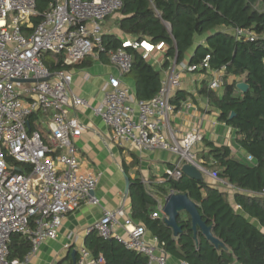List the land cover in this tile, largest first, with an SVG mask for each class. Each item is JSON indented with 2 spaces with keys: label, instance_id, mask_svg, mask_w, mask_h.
<instances>
[{
  "label": "built area",
  "instance_id": "built-area-1",
  "mask_svg": "<svg viewBox=\"0 0 264 264\" xmlns=\"http://www.w3.org/2000/svg\"><path fill=\"white\" fill-rule=\"evenodd\" d=\"M123 0H53L41 22L31 23L38 14L37 0H0V264H11L9 245L13 234L28 238L30 250L22 262L27 264L46 240H56L66 215L83 203L99 205L95 195L100 174L81 168L75 141L82 135L83 125L68 113L69 107L90 106L88 100L71 95L73 74L69 70L51 71L45 54L63 56L66 65H74L88 56L98 57L104 51V23L122 8ZM31 28L27 34L24 27ZM238 37L254 38L253 31L237 28ZM131 47L149 59L162 51L164 43H141L126 39L123 47L110 52V61L121 75L132 67ZM210 56L198 65L174 61L164 71L158 93L148 99L134 98L121 77L111 76L104 88V97L94 111L110 128L114 141L123 146L133 144L148 151L166 150L178 156L166 170L165 178L179 179L185 164L195 166L220 186L233 193L236 188L221 179L216 171L204 167L197 145L203 140L200 128L175 137L171 116L173 103L181 87L184 73L211 71L209 87L213 91L225 85V68L214 70ZM35 79V82L19 80ZM48 119L45 139L40 130L30 132V118ZM45 126L44 120L39 121ZM248 161L252 155L247 154ZM31 166L30 172H17V164ZM164 179L158 183H164ZM150 185V182H146ZM261 193L260 196H263ZM165 198H158L153 218H167ZM240 208V205H237ZM118 226L125 235L117 234ZM105 239L116 238L126 248L148 257V264H168L169 255L159 239L148 235L145 225L134 222L122 206L105 210L90 228ZM103 256H94L81 247L75 264H103ZM180 264H189L180 261Z\"/></svg>",
  "mask_w": 264,
  "mask_h": 264
},
{
  "label": "trees",
  "instance_id": "trees-1",
  "mask_svg": "<svg viewBox=\"0 0 264 264\" xmlns=\"http://www.w3.org/2000/svg\"><path fill=\"white\" fill-rule=\"evenodd\" d=\"M53 0H37L38 14L31 23L41 22ZM116 27L125 35L105 33V50L98 58L110 60V52L123 47L127 37L139 43H164L163 62L159 66L144 59L142 51L128 47L132 55L130 72L135 81L136 97L148 100L161 88L162 72L176 61L200 65L210 56L211 69L225 68L224 93L218 96L205 84L201 92L219 112V120L231 126L236 143L253 160L240 158L227 145H217L204 139L205 150L198 153L205 168L216 171L219 177L236 188L233 200L218 184L195 179L185 173L179 179L165 178L164 183L130 178L131 218L142 223L157 237L169 256L189 264H264V0H123L117 12ZM248 29L254 38H238L233 30ZM27 34L32 31L24 27ZM159 52V51H157ZM85 60V59H84ZM63 56L45 54L44 61L51 71L71 70ZM206 71V70H199ZM229 77L234 78L228 81ZM239 82L249 88L241 92ZM187 98L179 90L173 103L179 108ZM234 114V116H233ZM39 116L30 118V132L40 130L44 138L47 127L40 125ZM247 156V155H246ZM17 172H30L31 166L17 164ZM128 173V172H127ZM187 194L197 204L203 221L213 235L225 246H216L198 228L193 230L191 216L183 212L178 217L182 232L175 236L165 218H153L158 198ZM240 205V208H237ZM85 247L96 257L103 256V264H148V257L130 250L112 237L105 239L92 231ZM31 246L21 233L13 234L8 259L11 264L22 262ZM72 251L57 264H75Z\"/></svg>",
  "mask_w": 264,
  "mask_h": 264
},
{
  "label": "crops",
  "instance_id": "crops-1",
  "mask_svg": "<svg viewBox=\"0 0 264 264\" xmlns=\"http://www.w3.org/2000/svg\"><path fill=\"white\" fill-rule=\"evenodd\" d=\"M104 30L106 33L125 36L116 27L115 22L109 19L104 23ZM126 38L132 39L127 36ZM149 59L160 66L163 62V52L155 51ZM177 70H180V66ZM69 71L73 74L71 95L84 98L90 104L87 107H69L68 113L72 117H77L83 125L82 135L75 141V145L82 170L100 174V181L95 190L100 204L83 203L69 212L59 230L58 238L44 241L27 264H57L69 251L78 252L81 247H85L86 237L91 233L90 228L102 217L105 210L115 211L123 206L131 215V198L129 193L127 195L125 193V174L130 178H141L143 182L151 180L158 182L165 178L166 170L178 160L176 154L166 150L148 151L139 149L131 143L119 146L114 141L110 128L95 113L94 108L103 100L104 88L111 76L121 77L123 83L130 88L133 97L137 98L135 81L131 75H121L110 60L103 62L95 56H88L84 62ZM212 75L211 71L183 74L179 90L184 91L187 98L181 101L176 113L171 116L175 137L179 140L186 132L198 127L204 135L196 147L198 153L206 149L204 146L206 138L217 145L229 146L235 155L245 158L247 153L236 143L235 130L219 120V112L201 92L205 84L209 86ZM233 79L229 77L227 80ZM214 92L222 96L224 87ZM41 119L47 124L48 119L39 116L38 121ZM48 135L49 132L45 139ZM205 180L217 184L209 176H206ZM220 188L229 193L232 201L233 191L227 186L220 185ZM116 230L117 234L125 235L123 227L118 226ZM148 235L152 236L149 232ZM168 264H180V261L169 256Z\"/></svg>",
  "mask_w": 264,
  "mask_h": 264
},
{
  "label": "water",
  "instance_id": "water-1",
  "mask_svg": "<svg viewBox=\"0 0 264 264\" xmlns=\"http://www.w3.org/2000/svg\"><path fill=\"white\" fill-rule=\"evenodd\" d=\"M35 79L29 80H19V82H35ZM237 88L241 92H246L249 88V85L246 82H239L237 84ZM234 116V114H233ZM183 172L195 179L203 180L204 175L193 165L185 164L183 166ZM126 176V195L129 193L130 190V177L125 174ZM165 213L167 218L165 220L166 224L170 226L174 230L175 236H178L182 232V227L179 226L177 220L181 213L186 212L191 216L193 230L195 235H197L198 228L204 233L208 240H210L216 248L224 247L225 244L216 238L211 228L203 221L199 210L197 208V204L192 201L187 194H176L172 193L166 197V204H165ZM77 250L72 251V257L76 260Z\"/></svg>",
  "mask_w": 264,
  "mask_h": 264
},
{
  "label": "rangeland",
  "instance_id": "rangeland-1",
  "mask_svg": "<svg viewBox=\"0 0 264 264\" xmlns=\"http://www.w3.org/2000/svg\"><path fill=\"white\" fill-rule=\"evenodd\" d=\"M118 14H115L112 18H110L109 20L111 21V22H115V20L118 18ZM51 55V54H50ZM156 64V63H155ZM206 177V176H205Z\"/></svg>",
  "mask_w": 264,
  "mask_h": 264
}]
</instances>
